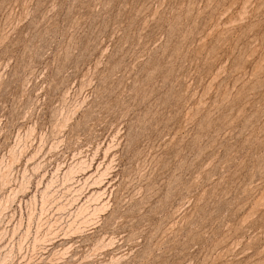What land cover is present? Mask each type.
I'll return each mask as SVG.
<instances>
[{"label": "rangeland", "instance_id": "rangeland-1", "mask_svg": "<svg viewBox=\"0 0 264 264\" xmlns=\"http://www.w3.org/2000/svg\"><path fill=\"white\" fill-rule=\"evenodd\" d=\"M0 264H264V0H0Z\"/></svg>", "mask_w": 264, "mask_h": 264}]
</instances>
